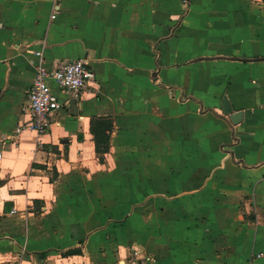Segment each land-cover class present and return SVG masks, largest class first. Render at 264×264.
<instances>
[{
    "label": "crops",
    "instance_id": "crops-1",
    "mask_svg": "<svg viewBox=\"0 0 264 264\" xmlns=\"http://www.w3.org/2000/svg\"><path fill=\"white\" fill-rule=\"evenodd\" d=\"M37 52L49 65L87 59L96 79L48 131L15 136L30 121L26 94ZM161 99L184 105L178 115L168 109L146 133L163 134L169 152L142 167L137 160L129 178L136 199L156 196L147 224L170 255L128 242L118 246L122 260L106 264H134L133 247L149 258L144 264L197 255L217 261L224 238L232 242L239 228L245 241L253 237L246 251L254 249V262L264 264V0H0V264H93L91 249L114 248L109 225L89 235L82 253L60 254L53 250L60 242L34 226V206L47 211L54 183L67 174L89 178L110 166L119 132L113 120L149 117ZM93 118L113 123L102 161ZM177 134L189 137L179 148ZM241 200L254 204L256 219L237 220Z\"/></svg>",
    "mask_w": 264,
    "mask_h": 264
},
{
    "label": "rangeland",
    "instance_id": "rangeland-1",
    "mask_svg": "<svg viewBox=\"0 0 264 264\" xmlns=\"http://www.w3.org/2000/svg\"><path fill=\"white\" fill-rule=\"evenodd\" d=\"M28 91L29 88L27 94ZM27 94L26 100L28 101ZM182 99L184 98L182 97ZM179 103L180 104H176V107L173 108L171 106L169 107L166 100H159L158 104L151 108L149 112L151 115L154 114L158 116L159 119H154L151 115L144 118L126 117L114 119L113 121L117 123L116 126L119 128V132L116 133L112 141L115 150L112 151L111 156L107 157L110 166L100 171V174L94 177L86 178L83 173L81 174L80 171H77L67 174L57 180V182L54 183V188H52L55 197L47 200V211L42 210L43 206L41 203L36 202L34 206L36 212V216L33 220L35 223L34 226L37 224L45 226L44 228L42 227V230L38 229V231L40 230L42 233H45V237L48 238V241L53 242L57 240L60 242L58 248L53 250L61 252L60 254L64 256L71 255L73 251L82 253V249L86 248L84 244L89 238V235L103 230L104 227L113 225L115 229L110 231V237L108 238L111 241L110 247L115 245L114 248H111V251H108L107 248L105 249L104 247L95 250L91 249L89 252L91 257L88 256V259L92 260L93 264H106V262L110 260L112 262L122 260L118 246H127L126 243L128 242L132 244L137 243L139 246L146 249L145 251L149 254L153 253L156 256L161 255L162 257L166 256L167 253L170 255L166 244H164L162 239L160 240L157 238L156 232L151 230V227L147 224V217L150 219V211L156 196L153 198L151 197L152 199H136L132 194V185L134 184L130 181L129 176L130 173L135 171V162L137 160L141 162L142 167L143 162L144 164L146 162L143 160L152 157L159 159L168 154L167 141L163 140L165 138L163 134H155L153 130L151 136H147L146 133L151 132L149 129L158 126V121H160L161 117L164 118L168 109L172 110L171 112H175L177 115L179 112H183L184 105L182 102ZM110 122L113 126L111 120ZM182 122V119L177 118V128L182 127ZM104 123L110 124L109 121H104ZM163 125L164 122L162 123V127ZM143 135L146 136L144 137ZM198 137L199 136L196 135V139H198ZM186 139L189 140V137L183 134H177L175 147H181ZM136 141H141V143L135 146ZM152 144H154L156 148L151 149ZM177 151L183 155H191L194 159L198 158L197 152H184L182 149H178ZM100 158L104 160L103 155H100ZM146 167L147 165H144L143 169L146 170ZM160 168L161 172H167V169ZM107 169H110V171ZM50 172V179L56 180L57 176L55 170H51ZM121 174L123 176L128 175L122 178V182L119 180V175ZM163 178L165 180L168 179L167 176ZM178 180V177L173 178V181H177V183H175L177 186L175 191L180 194L182 193V189L178 188ZM197 185L200 184L198 183ZM228 201L231 200L229 199ZM239 202L240 203L236 204L239 205L241 214L237 217V220L241 221V224L244 223V218L245 221H247V219L252 220L257 218L258 213L255 211L254 204L251 205L248 203L247 205V202L242 200ZM208 205L212 207V204ZM44 206H46V204H44ZM149 221L150 220H148V222ZM235 224L236 222L233 223V225ZM101 234L102 238H105V233L103 232ZM152 234L154 235V239H156L155 241H152ZM239 235H241V237H238ZM242 237L243 233L239 228L235 229V232H233L234 240L232 242L230 241V237L224 238L223 245L221 246L223 257H221L220 260L218 259L217 261L205 263L199 255L194 257V260L184 256L171 264H258L253 260L252 254H254V249L250 248L246 251L245 248L247 245H251L253 237L248 236L246 241ZM240 238L242 239L239 240ZM198 241L200 242L199 239ZM230 243H232L234 247H232ZM88 251L87 249V252ZM195 252H198V249H196ZM243 254H245L244 257ZM127 264L132 263L129 260ZM260 264L263 263L260 262Z\"/></svg>",
    "mask_w": 264,
    "mask_h": 264
},
{
    "label": "built area",
    "instance_id": "built-area-1",
    "mask_svg": "<svg viewBox=\"0 0 264 264\" xmlns=\"http://www.w3.org/2000/svg\"><path fill=\"white\" fill-rule=\"evenodd\" d=\"M36 55L39 61L35 65V75L27 94L30 121L20 125L15 136H21L27 129L40 133L48 131L58 112L62 108H69L71 103L79 102L89 83L96 79L87 59L62 60L49 65L42 52ZM130 253L129 259L134 264H144L149 259L136 248H132Z\"/></svg>",
    "mask_w": 264,
    "mask_h": 264
},
{
    "label": "trees",
    "instance_id": "trees-1",
    "mask_svg": "<svg viewBox=\"0 0 264 264\" xmlns=\"http://www.w3.org/2000/svg\"><path fill=\"white\" fill-rule=\"evenodd\" d=\"M104 121H109L110 124H105ZM91 127L96 136L97 152L103 155V153L107 152L109 149V135L107 134L106 136V133L111 131L113 126L109 119L93 118ZM100 160L102 161V158H100ZM78 253L79 252L76 253L74 251L71 252V254Z\"/></svg>",
    "mask_w": 264,
    "mask_h": 264
},
{
    "label": "water",
    "instance_id": "water-1",
    "mask_svg": "<svg viewBox=\"0 0 264 264\" xmlns=\"http://www.w3.org/2000/svg\"><path fill=\"white\" fill-rule=\"evenodd\" d=\"M77 107V105H76V103L74 102L73 104H72V108L73 109H75ZM75 113V112H74Z\"/></svg>",
    "mask_w": 264,
    "mask_h": 264
}]
</instances>
